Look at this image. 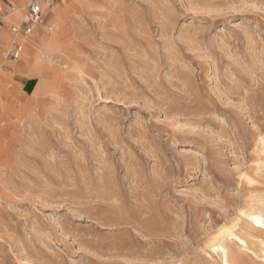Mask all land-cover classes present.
Instances as JSON below:
<instances>
[{"label": "rangeland", "instance_id": "rangeland-1", "mask_svg": "<svg viewBox=\"0 0 264 264\" xmlns=\"http://www.w3.org/2000/svg\"><path fill=\"white\" fill-rule=\"evenodd\" d=\"M50 5L41 58L0 41V264H214L264 203V0Z\"/></svg>", "mask_w": 264, "mask_h": 264}, {"label": "bare ground", "instance_id": "bare-ground-1", "mask_svg": "<svg viewBox=\"0 0 264 264\" xmlns=\"http://www.w3.org/2000/svg\"><path fill=\"white\" fill-rule=\"evenodd\" d=\"M37 1L41 4L43 9L45 4L40 0ZM75 1L77 0H67V3L69 5H73ZM28 2L29 0L24 1L20 5L14 6L9 10L2 8L3 10L1 15L2 23H8L9 19H16L17 23H19L20 25L21 22L26 19V6ZM49 8L51 9L52 6L50 5ZM52 9H53L52 10L53 17L52 19L50 18L48 24L45 25V23L43 22L41 24L33 25L32 30L37 29L39 30L40 33L37 39H32L29 37L30 34H32L31 33L32 31L29 34H27L28 36H25L26 34L22 35L18 32L12 31V33L15 36V39H13V41L11 42L13 37L10 35L3 36L0 30V41L2 42V45L5 48H7L10 46L11 43L10 46L11 48L15 43H20L22 44V49H23V45H25L26 48L34 51L32 57L36 59L41 58L54 44L53 40L49 39L48 33L57 24L60 12L56 8H52ZM46 29H48V31H46ZM1 52L2 49L0 48V53ZM19 57L20 55L14 60H17ZM31 66L32 64L27 63V61L24 62V64L22 65L20 64L18 65L17 62L16 63L14 62L13 64V67H15L14 72L23 75H27V71L29 68L31 69ZM34 72H32L31 74H34ZM0 83L3 86V90L2 92H0V110H1L8 101L12 102L17 90L15 87V85L17 84L12 79L11 73L5 72L1 68V66H0ZM261 145L264 151V140L261 141ZM241 213L242 216L244 217L243 220L245 223L244 227H246V231H244L245 233L244 235L241 234V231L237 226L238 223H233L229 225L220 226L216 230V232L209 238L207 242L208 251H206V249L204 251L207 254V256L210 257V259H212V262L214 264H247L245 257H248L249 260H252L254 264H264V236H261L259 234L264 232V226H261V224H264V203L262 201H259V199L252 200V202L248 205V208L242 211ZM257 221H259L260 223H257Z\"/></svg>", "mask_w": 264, "mask_h": 264}, {"label": "built area", "instance_id": "built-area-1", "mask_svg": "<svg viewBox=\"0 0 264 264\" xmlns=\"http://www.w3.org/2000/svg\"><path fill=\"white\" fill-rule=\"evenodd\" d=\"M0 7V12H1ZM2 13L0 14L1 17ZM45 15L41 4L37 0H29L26 10V19L22 21L20 26L12 25L11 31L22 32L23 34H29L32 31L33 25L41 24L44 22ZM22 52V44L15 43L7 52L10 58L16 59Z\"/></svg>", "mask_w": 264, "mask_h": 264}, {"label": "crops", "instance_id": "crops-1", "mask_svg": "<svg viewBox=\"0 0 264 264\" xmlns=\"http://www.w3.org/2000/svg\"><path fill=\"white\" fill-rule=\"evenodd\" d=\"M2 3H0V7L5 8V9H10L13 8L14 6H18L21 3H23L24 1L27 0H0ZM41 2H43L46 6L50 5V0H40ZM3 12V10H1L0 14ZM1 17H0V24H1ZM8 23H17L16 19H9ZM8 23H3V24H8ZM1 45V44H0ZM2 46V45H1Z\"/></svg>", "mask_w": 264, "mask_h": 264}, {"label": "snow or ice", "instance_id": "snow-or-ice-1", "mask_svg": "<svg viewBox=\"0 0 264 264\" xmlns=\"http://www.w3.org/2000/svg\"><path fill=\"white\" fill-rule=\"evenodd\" d=\"M253 219H255V218H253ZM257 223H260L259 221H257ZM261 226H264V224H261Z\"/></svg>", "mask_w": 264, "mask_h": 264}]
</instances>
